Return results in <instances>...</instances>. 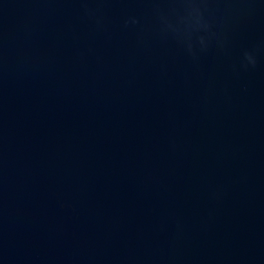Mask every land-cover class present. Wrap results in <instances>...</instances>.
<instances>
[{"label": "water", "instance_id": "1", "mask_svg": "<svg viewBox=\"0 0 264 264\" xmlns=\"http://www.w3.org/2000/svg\"><path fill=\"white\" fill-rule=\"evenodd\" d=\"M0 264H264V0H0Z\"/></svg>", "mask_w": 264, "mask_h": 264}]
</instances>
